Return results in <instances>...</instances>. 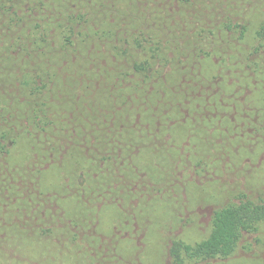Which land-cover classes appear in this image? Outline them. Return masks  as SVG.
<instances>
[{
  "label": "trees",
  "instance_id": "16d2710c",
  "mask_svg": "<svg viewBox=\"0 0 264 264\" xmlns=\"http://www.w3.org/2000/svg\"><path fill=\"white\" fill-rule=\"evenodd\" d=\"M264 226V0H0V264H220Z\"/></svg>",
  "mask_w": 264,
  "mask_h": 264
},
{
  "label": "rangeland",
  "instance_id": "374dc122",
  "mask_svg": "<svg viewBox=\"0 0 264 264\" xmlns=\"http://www.w3.org/2000/svg\"><path fill=\"white\" fill-rule=\"evenodd\" d=\"M257 237L259 240H253L254 235L249 236L247 240H252L250 248H245L248 241H243L237 250L228 258L220 261V264H264V226L259 230Z\"/></svg>",
  "mask_w": 264,
  "mask_h": 264
}]
</instances>
